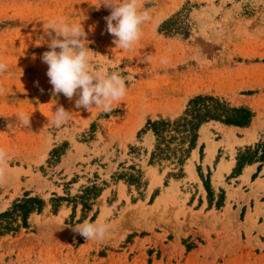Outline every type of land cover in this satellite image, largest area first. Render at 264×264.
Listing matches in <instances>:
<instances>
[{
	"label": "rangeland",
	"instance_id": "374dc122",
	"mask_svg": "<svg viewBox=\"0 0 264 264\" xmlns=\"http://www.w3.org/2000/svg\"><path fill=\"white\" fill-rule=\"evenodd\" d=\"M101 3L0 0V217L25 198L44 201L27 227L1 220L0 264H264V0H143L151 19L127 51ZM61 18L83 25L95 70L128 77L112 112L53 95L42 55ZM197 96L255 117L248 127L206 122L194 142L189 128L167 126L159 140L151 123L185 118ZM60 106L70 115L57 124ZM249 166L258 172L240 177ZM167 191L165 216L123 222ZM85 221L107 223V237L74 231Z\"/></svg>",
	"mask_w": 264,
	"mask_h": 264
},
{
	"label": "clouds",
	"instance_id": "9594fccd",
	"mask_svg": "<svg viewBox=\"0 0 264 264\" xmlns=\"http://www.w3.org/2000/svg\"><path fill=\"white\" fill-rule=\"evenodd\" d=\"M101 4L111 9L106 21L108 33L115 37L113 43L122 50H131L142 37V26L151 19L143 0H102ZM48 35L51 36L50 50L43 53L42 60L48 65L47 76L53 86V95L62 93L69 100L78 95L75 101L77 108L89 110L97 107L105 113L112 112L113 104L123 101L127 94L128 77L122 71L95 70L82 24H68L63 18L52 20L48 24ZM7 71V64L0 59V74ZM2 91L0 87V93ZM69 115L63 106L58 107L54 112L55 123L65 122ZM30 116L20 113L17 120L22 126H29ZM6 159L7 153L0 148V179L3 178ZM74 231L86 240L102 241L110 227L99 221H85L75 226Z\"/></svg>",
	"mask_w": 264,
	"mask_h": 264
},
{
	"label": "trees",
	"instance_id": "16d2710c",
	"mask_svg": "<svg viewBox=\"0 0 264 264\" xmlns=\"http://www.w3.org/2000/svg\"><path fill=\"white\" fill-rule=\"evenodd\" d=\"M188 116H190V118ZM254 117L255 114L247 108L230 107L226 102L213 96H197L190 101L185 118L173 123L168 121H156L151 123V125L159 140L162 137L163 130L167 126H171L176 130H181V127H183V130L189 128L191 140L194 142L197 138V132L200 126L206 122L216 120L230 126L248 127L252 123ZM43 208V200L39 198H25L16 203L10 212L1 215L0 225L3 218L17 217L22 220V226L27 227L29 216L36 211L41 212ZM4 229L8 231L9 228L5 227ZM3 232L4 231L0 232V236L5 234Z\"/></svg>",
	"mask_w": 264,
	"mask_h": 264
},
{
	"label": "bare ground",
	"instance_id": "6f19581e",
	"mask_svg": "<svg viewBox=\"0 0 264 264\" xmlns=\"http://www.w3.org/2000/svg\"><path fill=\"white\" fill-rule=\"evenodd\" d=\"M215 152H216V147H215V145H210L209 146V149H208V157H207V162L211 159V158H213L214 156H215ZM193 168V167H192ZM190 170V169H189ZM192 170V169H191ZM190 170V171H191ZM190 173V172H189ZM192 173V175H193V171L191 172ZM219 173H220V170H219ZM218 173V174H219ZM170 191V190H169ZM168 192V191H167ZM169 192L168 193H166V194H164V195H162V196H160V197H158V199L156 200V202H154V204H152L149 208H147V209H144V208H142V205L141 206H136L135 208L133 207L132 209H130L128 212H127V214H126V219L123 221V222H125V224L128 226V227H130V225L132 224V222H135L136 221V219H138L139 218V220H140V218H145V219H151L150 221H152V220H154V219H156V218H161L162 216H165L166 215V213H167V205H168V199H169V195L171 194H169ZM124 216V215H123ZM122 216V217H123ZM61 217V216H60ZM103 217H104V215H103ZM125 217V216H124ZM136 218V219H135ZM100 220V219H99ZM142 221V220H141ZM140 221V222H141ZM157 221V220H156ZM143 222V221H142ZM158 222V221H157ZM131 223V224H130ZM151 223V222H150ZM134 224V223H133ZM136 224V223H135ZM137 224H139V223H137ZM136 226H138V225H135L134 227L136 228ZM141 226V225H140ZM147 226V225H146ZM142 228L143 227H145L144 225L143 226H141ZM138 229H140V227H137ZM136 228V229H137ZM141 228V229H142ZM148 228V227H147ZM125 229V228H124ZM120 230H122V229H120ZM128 230V229H127ZM129 230H131V229H129ZM133 230V229H132ZM125 231V230H124Z\"/></svg>",
	"mask_w": 264,
	"mask_h": 264
},
{
	"label": "crops",
	"instance_id": "0c3cea01",
	"mask_svg": "<svg viewBox=\"0 0 264 264\" xmlns=\"http://www.w3.org/2000/svg\"><path fill=\"white\" fill-rule=\"evenodd\" d=\"M232 129H236L237 131H242L243 129H240V128H235V127H231ZM242 133H244V132H242ZM212 159V158H211ZM210 159V160H211ZM209 160V161H210ZM208 161V162H209ZM208 165H209V163H208ZM233 167V166H232ZM228 169H229V167H228ZM247 170L249 171V172H247ZM258 172V169L256 168V167H254V166H249L248 168H246V170H244V172L242 173V175H240V177H244L245 176V174H249V176H251L253 173H257ZM221 173H222V171H221ZM262 173L264 174V168H262ZM257 180V179H256ZM260 180H262L263 182H264V175H263V177H261L260 178Z\"/></svg>",
	"mask_w": 264,
	"mask_h": 264
}]
</instances>
